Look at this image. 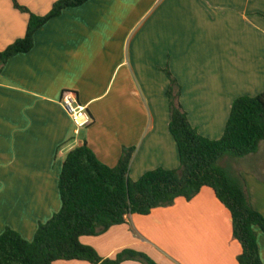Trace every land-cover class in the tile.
I'll list each match as a JSON object with an SVG mask.
<instances>
[{"label": "crops", "instance_id": "obj_1", "mask_svg": "<svg viewBox=\"0 0 264 264\" xmlns=\"http://www.w3.org/2000/svg\"><path fill=\"white\" fill-rule=\"evenodd\" d=\"M58 1L18 0L37 16ZM29 20L0 0V53L26 36ZM167 72L191 125L221 139L235 100L264 93V0H90L38 31L34 49L10 59L0 75V236L9 228L34 241L61 211L63 166L83 145L110 168L134 150L132 181L178 169ZM65 92L92 116L79 134L60 103ZM212 123L219 124L216 135L206 125ZM222 168L243 179L264 217V143L248 157L226 158ZM80 241L103 259L133 249L158 264H239L242 254L231 214L209 188ZM258 244L264 263L260 230Z\"/></svg>", "mask_w": 264, "mask_h": 264}, {"label": "trees", "instance_id": "obj_2", "mask_svg": "<svg viewBox=\"0 0 264 264\" xmlns=\"http://www.w3.org/2000/svg\"><path fill=\"white\" fill-rule=\"evenodd\" d=\"M16 10L30 17L23 39L0 53V75L6 63L34 49L35 36L50 21L68 9L80 8L90 0H60L46 16H37L18 0ZM167 91L170 134L180 160L175 170L159 168L138 181L129 177L134 150L126 151L115 168L104 165L83 145L69 153L60 178L62 209L41 224L34 241L7 229L0 236V264H54L58 261H84L91 264H123L135 261L158 264L133 249L115 259H103L82 237H97L126 223L131 215L149 216L153 210L172 206L177 199L193 200L204 188L212 189L230 212L234 238L242 246L239 264H264L258 244V230L264 233V217L250 204L243 179L219 167L226 158L242 159L255 154L264 143V93L235 100L223 137L212 140L194 128L179 102L181 89L169 73Z\"/></svg>", "mask_w": 264, "mask_h": 264}, {"label": "built area", "instance_id": "obj_3", "mask_svg": "<svg viewBox=\"0 0 264 264\" xmlns=\"http://www.w3.org/2000/svg\"><path fill=\"white\" fill-rule=\"evenodd\" d=\"M60 103L73 121L76 127V134L92 125L93 119L88 108L78 102L77 96L74 93L65 92Z\"/></svg>", "mask_w": 264, "mask_h": 264}, {"label": "rangeland", "instance_id": "obj_4", "mask_svg": "<svg viewBox=\"0 0 264 264\" xmlns=\"http://www.w3.org/2000/svg\"><path fill=\"white\" fill-rule=\"evenodd\" d=\"M160 98H161V95L159 96V100H160ZM206 125L209 128V133L211 135H216V131L218 129L219 124L218 123H212V124H206ZM83 133H84V131H83ZM235 162H237V161H230L229 163L234 165V164H236ZM225 163H226V159H223L222 161H220L219 167H221V168L224 167Z\"/></svg>", "mask_w": 264, "mask_h": 264}]
</instances>
